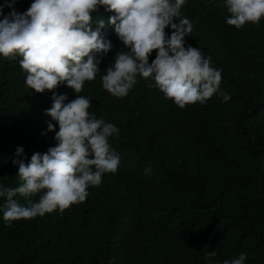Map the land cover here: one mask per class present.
Instances as JSON below:
<instances>
[{"label":"trees","instance_id":"16d2710c","mask_svg":"<svg viewBox=\"0 0 264 264\" xmlns=\"http://www.w3.org/2000/svg\"><path fill=\"white\" fill-rule=\"evenodd\" d=\"M30 3L16 0L15 7L23 11ZM113 11L101 6L95 15L107 19ZM181 13L193 21L186 45L211 56L231 98L213 94L205 104L180 107L143 77L127 95H112L101 75L126 49L106 24L114 47L81 94L92 96L90 112L120 128L110 137L121 154L118 169L63 212L11 224L0 218V264H204L212 249L217 259L245 251V264H264V18L237 29L225 21L230 13L223 0H187ZM20 58L0 54V181L9 186L20 183L12 163L17 145L30 159L56 143L57 121L42 133L52 119L45 112L52 92L79 95L64 83L31 89Z\"/></svg>","mask_w":264,"mask_h":264},{"label":"clouds","instance_id":"9594fccd","mask_svg":"<svg viewBox=\"0 0 264 264\" xmlns=\"http://www.w3.org/2000/svg\"><path fill=\"white\" fill-rule=\"evenodd\" d=\"M16 0L0 3V54L21 57L25 83L43 92L61 83L75 93L52 92V105L45 109L52 117L47 130L56 143L46 151H34L30 159L23 145H17L12 163L18 165L20 183L9 186L0 181V218L11 224L19 218H32L83 201L90 185L102 182L103 175L115 172L120 152L110 137L120 134L119 126L89 111L90 95H83L85 81L95 80L101 61L114 47L104 34L106 24L114 26L123 48L101 75L102 87L123 97L143 77L149 87L185 107L205 104L213 94L223 101L231 98L221 88L222 69L200 47L186 45L193 21L182 15L187 0H31L26 10L15 7ZM228 24L241 28L246 22L259 24L264 18V0H223ZM5 6L11 11L5 13ZM103 6L113 11L105 19ZM166 26L172 31L167 32ZM156 49L155 57L150 55ZM28 197L20 203L16 194ZM39 194L36 200L30 197ZM215 249L208 250L204 264H245L247 252L217 259Z\"/></svg>","mask_w":264,"mask_h":264}]
</instances>
